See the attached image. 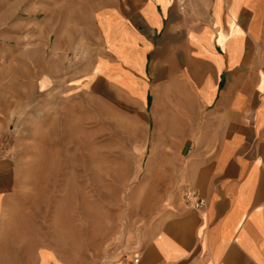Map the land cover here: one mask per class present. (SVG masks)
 <instances>
[{"label": "crops", "instance_id": "0c3cea01", "mask_svg": "<svg viewBox=\"0 0 264 264\" xmlns=\"http://www.w3.org/2000/svg\"><path fill=\"white\" fill-rule=\"evenodd\" d=\"M95 20L103 53L94 83L151 105L155 148L187 150L156 160L172 165L163 176L171 188L129 260L264 264V0H114ZM7 155L0 264L21 260L19 235L6 231L16 228L5 220L16 182ZM187 189L202 208L185 201Z\"/></svg>", "mask_w": 264, "mask_h": 264}, {"label": "rangeland", "instance_id": "374dc122", "mask_svg": "<svg viewBox=\"0 0 264 264\" xmlns=\"http://www.w3.org/2000/svg\"><path fill=\"white\" fill-rule=\"evenodd\" d=\"M112 2L0 0V155L16 177L5 220L21 253L5 264L130 261L171 188L156 160L187 151L155 148L151 105L94 83L95 15Z\"/></svg>", "mask_w": 264, "mask_h": 264}, {"label": "built area", "instance_id": "2783aa9c", "mask_svg": "<svg viewBox=\"0 0 264 264\" xmlns=\"http://www.w3.org/2000/svg\"><path fill=\"white\" fill-rule=\"evenodd\" d=\"M184 198L187 203L191 204L197 209L202 208L205 205V200L194 189H187L184 193ZM139 258L140 253H134L133 258L128 262V264H138Z\"/></svg>", "mask_w": 264, "mask_h": 264}]
</instances>
